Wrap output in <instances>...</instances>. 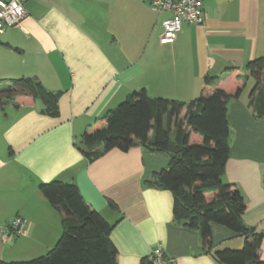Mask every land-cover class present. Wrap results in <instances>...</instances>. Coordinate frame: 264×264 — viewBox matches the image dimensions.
Segmentation results:
<instances>
[{"label":"crops","instance_id":"obj_1","mask_svg":"<svg viewBox=\"0 0 264 264\" xmlns=\"http://www.w3.org/2000/svg\"><path fill=\"white\" fill-rule=\"evenodd\" d=\"M202 4V24H183L173 42L161 44V21L169 13L158 14L149 0L24 2V18L0 33V227L15 216L25 225L19 237L0 240V259H31L53 247L61 219L38 187L59 180L74 184L111 224L117 264H146L154 246L178 264H216L197 231L173 222L171 192L145 183L167 165L168 153L134 145L89 160L79 150L84 129L131 91L189 102L204 76L223 85L244 74L249 60L264 57V0ZM21 77L58 93L55 114L38 98L7 95L18 90L11 80ZM226 119L229 151L221 179L240 191L244 222L264 232V115L253 117L242 91L228 101ZM208 226L211 249L242 245L240 234ZM258 256L264 260V235Z\"/></svg>","mask_w":264,"mask_h":264},{"label":"trees","instance_id":"obj_2","mask_svg":"<svg viewBox=\"0 0 264 264\" xmlns=\"http://www.w3.org/2000/svg\"><path fill=\"white\" fill-rule=\"evenodd\" d=\"M245 70L240 75L237 68L227 69L236 75L223 85L217 76H204L199 94L189 102L150 97L142 88L133 90L84 129V147L79 148L89 160L112 148L127 151L134 145L168 153L167 165L145 183L171 192L173 222L197 231L202 249L216 264H264L258 256L264 232L244 222L240 191L221 179L229 151L227 104L241 94L250 77L254 83L247 94L248 107L254 118L264 115V57L249 60ZM11 85L18 90L9 88L7 95L38 98L49 113H56L58 93L47 91L36 79H12ZM96 143L102 148L92 149ZM38 188L60 215L61 234L43 255L0 259V264H117V251L109 238L111 224L89 207L74 184L52 180ZM209 222L240 234L242 247L211 249Z\"/></svg>","mask_w":264,"mask_h":264},{"label":"built area","instance_id":"obj_3","mask_svg":"<svg viewBox=\"0 0 264 264\" xmlns=\"http://www.w3.org/2000/svg\"><path fill=\"white\" fill-rule=\"evenodd\" d=\"M26 0H0V33L17 26L26 15ZM149 6L158 14L168 12L161 21L159 42L168 44L175 40L183 24H202L204 20L202 0H150ZM25 220L20 216L0 227V240L6 244L24 233ZM146 264H178L176 258L167 255L160 246H154L146 256Z\"/></svg>","mask_w":264,"mask_h":264},{"label":"rangeland","instance_id":"obj_4","mask_svg":"<svg viewBox=\"0 0 264 264\" xmlns=\"http://www.w3.org/2000/svg\"><path fill=\"white\" fill-rule=\"evenodd\" d=\"M241 72L246 73V70H241ZM253 83H254V81L251 77L246 80V86H245V89L243 90L244 95L248 94V91L251 88V86L253 85ZM242 244H243V239H242ZM241 247H242V245L235 246L231 249H239ZM5 259H7V260H4V261H19L20 260V259H11V258H5ZM1 260H3V259H1ZM23 260H27V259H23Z\"/></svg>","mask_w":264,"mask_h":264}]
</instances>
